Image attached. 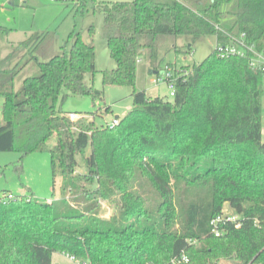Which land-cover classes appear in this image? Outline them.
<instances>
[{
  "label": "trees",
  "instance_id": "1",
  "mask_svg": "<svg viewBox=\"0 0 264 264\" xmlns=\"http://www.w3.org/2000/svg\"><path fill=\"white\" fill-rule=\"evenodd\" d=\"M92 9L116 62L101 70L104 85L134 87L143 56L160 67L165 36L214 35L216 48L191 74L177 68L172 99L134 90L118 124L96 127L63 109L70 95L103 94L87 81L97 72L93 42L73 31L71 46L69 38L56 50L54 30L22 41L31 57L0 69V151L21 154L19 172L25 155L48 152L54 197L4 191L0 264H52L56 252L86 264H264V68L251 53L219 54L227 33L264 51V0H100ZM30 66L35 73L21 74ZM88 146L87 170L77 173ZM103 201L116 206L109 218ZM227 203L241 225L222 222L216 236L211 222Z\"/></svg>",
  "mask_w": 264,
  "mask_h": 264
},
{
  "label": "rangeland",
  "instance_id": "2",
  "mask_svg": "<svg viewBox=\"0 0 264 264\" xmlns=\"http://www.w3.org/2000/svg\"><path fill=\"white\" fill-rule=\"evenodd\" d=\"M100 0H0V69H10L20 63L23 65L31 57L28 49L21 45L33 33L43 30H56L54 46L56 50L62 48L70 38V34L81 33L84 40L92 41L96 47L95 75L89 74L87 81L103 91L101 97L93 99L90 95H70L63 102V109L77 112L81 117L78 120L94 121L96 127H102L119 115L123 117L133 108L132 93L134 90H145L149 96H161L172 99L170 89L166 82L157 83L160 76L153 70H160L170 63L174 68L187 66L193 70L199 63L208 57L216 48L217 38L207 35L199 39H193L187 35L165 36L159 42L160 67H155L142 57L137 63L136 82L134 87L123 85H104L101 70L114 68L116 62L111 58L109 48L103 32V14L94 12L93 3ZM110 1V0H107ZM112 1V0H111ZM81 7H85L84 10ZM93 26V32L89 28ZM73 37L69 39L67 47H70ZM238 47V45H237ZM239 48V47H238ZM183 70V69H182ZM163 71V68H162ZM36 72V67L30 66L21 74L30 75ZM24 77V76H23ZM23 77L17 78V88H20ZM2 103L0 98V124L2 119ZM262 124L264 140V80L262 97ZM88 146L84 154L77 156V173L87 170L84 155L89 154ZM21 154L16 151H0V198L4 191H11L16 195L30 193L37 197L50 200L54 197L53 174L51 169V157L48 152H32L25 155L21 161L22 170L19 172L15 165L19 164ZM64 177L58 174L55 188V197L61 196V187ZM93 186L94 184H88ZM29 188V189H28ZM102 215L109 218L116 212L113 202L103 201ZM225 214H235V211L227 203L224 205ZM66 255V254H65ZM54 264H81L73 261L69 256L54 255ZM218 264H234L231 260H221Z\"/></svg>",
  "mask_w": 264,
  "mask_h": 264
},
{
  "label": "built area",
  "instance_id": "3",
  "mask_svg": "<svg viewBox=\"0 0 264 264\" xmlns=\"http://www.w3.org/2000/svg\"><path fill=\"white\" fill-rule=\"evenodd\" d=\"M231 38V43L228 45L220 46L219 47V54L221 56H227V55H240V56H247L249 53L252 54L251 58V65L255 68L263 67L264 68V51H259L253 44H250L246 40V34L242 33L239 36L230 35L227 33ZM238 45V47H237ZM193 71L187 72V74H191ZM179 74V70L173 67H170L166 65L163 68L162 73L157 78L156 82H166L170 89V96L174 97L176 94V86L175 81L177 79V76ZM68 116L72 120H78L81 115L78 113L72 111L68 113ZM120 122L119 117H115L112 122L107 123L106 126L113 127L114 125L118 124ZM7 198L13 199L15 198V194L12 192H8L6 194ZM240 218V215L235 212V214H225L224 212L214 218L211 222L213 225L212 231L215 233L216 236H220L222 234V231L219 229V224L226 221H234L237 222L236 226L239 227L241 224L238 221ZM71 259L81 262V264H86L85 262H82L81 260H78L75 257H71ZM188 256L186 254L182 255L181 261H188ZM174 262V261H173Z\"/></svg>",
  "mask_w": 264,
  "mask_h": 264
},
{
  "label": "crops",
  "instance_id": "4",
  "mask_svg": "<svg viewBox=\"0 0 264 264\" xmlns=\"http://www.w3.org/2000/svg\"><path fill=\"white\" fill-rule=\"evenodd\" d=\"M12 1H14V0H11V2H12ZM20 1L26 3V0H20ZM86 5H87V4H85V6H86ZM81 9L84 10L85 7H81ZM43 31H46V30H43ZM43 31H41V32H43ZM54 31H56V30H54ZM41 32H38V33H41ZM33 34H35V33H33ZM55 37H56V36H55ZM89 41H90V40H89ZM157 71H158V74H161V73H162V68H160V70L158 69ZM9 192H11V191H9ZM57 253H59L60 255L62 254V255H64V256H67V255H65L64 253H61V252H56V253H54L53 256H52V264H54V255L57 254ZM69 258H70V257H69Z\"/></svg>",
  "mask_w": 264,
  "mask_h": 264
},
{
  "label": "water",
  "instance_id": "5",
  "mask_svg": "<svg viewBox=\"0 0 264 264\" xmlns=\"http://www.w3.org/2000/svg\"><path fill=\"white\" fill-rule=\"evenodd\" d=\"M152 72H154V73H158L157 70H153ZM116 117H119V115H116Z\"/></svg>",
  "mask_w": 264,
  "mask_h": 264
}]
</instances>
